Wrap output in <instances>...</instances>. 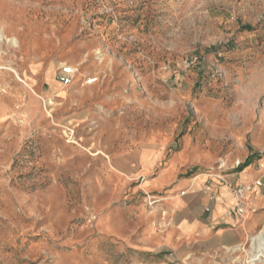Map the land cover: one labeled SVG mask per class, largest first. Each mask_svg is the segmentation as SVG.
<instances>
[{
  "label": "rangeland",
  "instance_id": "1",
  "mask_svg": "<svg viewBox=\"0 0 264 264\" xmlns=\"http://www.w3.org/2000/svg\"><path fill=\"white\" fill-rule=\"evenodd\" d=\"M263 166L264 0H0V264H264L164 201Z\"/></svg>",
  "mask_w": 264,
  "mask_h": 264
},
{
  "label": "crops",
  "instance_id": "2",
  "mask_svg": "<svg viewBox=\"0 0 264 264\" xmlns=\"http://www.w3.org/2000/svg\"><path fill=\"white\" fill-rule=\"evenodd\" d=\"M139 162L140 178H145L144 173L149 174L152 170L148 154L142 152ZM136 171L137 168L133 170ZM173 175L174 168L170 167L158 178L153 179L155 182H151L150 186L153 187L156 181L160 182L169 177L159 186L164 188ZM251 175V171L247 173V176ZM146 183L148 181L144 186ZM238 183L235 175H223L221 172L200 173L193 178L182 180L176 192L164 198L168 211L177 220L180 234L183 237L197 236L201 239L212 237L209 242L214 249L238 248L254 236L264 225V196L260 189H256L247 197L245 215L240 216L236 212V201L231 195V188ZM182 190L183 194L178 196Z\"/></svg>",
  "mask_w": 264,
  "mask_h": 264
},
{
  "label": "built area",
  "instance_id": "3",
  "mask_svg": "<svg viewBox=\"0 0 264 264\" xmlns=\"http://www.w3.org/2000/svg\"><path fill=\"white\" fill-rule=\"evenodd\" d=\"M75 76V72L70 67H65L61 71L60 80L64 85H71ZM96 79L88 80L87 84L92 85L96 82ZM263 184L261 181H257L254 184L238 183L231 188V195L236 201V212L238 215L243 216L246 213L247 197L252 194L256 189H261ZM214 200V198H212ZM210 211V209H208Z\"/></svg>",
  "mask_w": 264,
  "mask_h": 264
},
{
  "label": "bare ground",
  "instance_id": "4",
  "mask_svg": "<svg viewBox=\"0 0 264 264\" xmlns=\"http://www.w3.org/2000/svg\"><path fill=\"white\" fill-rule=\"evenodd\" d=\"M262 236L264 237V231L261 232L256 238H253V240L261 239L263 238Z\"/></svg>",
  "mask_w": 264,
  "mask_h": 264
},
{
  "label": "trees",
  "instance_id": "5",
  "mask_svg": "<svg viewBox=\"0 0 264 264\" xmlns=\"http://www.w3.org/2000/svg\"><path fill=\"white\" fill-rule=\"evenodd\" d=\"M250 164L251 163L246 164L243 169L247 168ZM243 169L241 171H243Z\"/></svg>",
  "mask_w": 264,
  "mask_h": 264
}]
</instances>
